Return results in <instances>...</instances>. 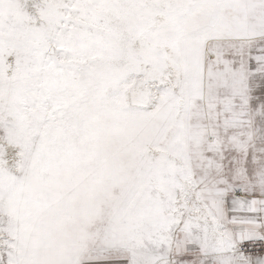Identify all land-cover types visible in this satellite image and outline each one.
I'll use <instances>...</instances> for the list:
<instances>
[{
  "label": "snow or ice",
  "instance_id": "obj_1",
  "mask_svg": "<svg viewBox=\"0 0 264 264\" xmlns=\"http://www.w3.org/2000/svg\"><path fill=\"white\" fill-rule=\"evenodd\" d=\"M0 264H264V0H0Z\"/></svg>",
  "mask_w": 264,
  "mask_h": 264
}]
</instances>
